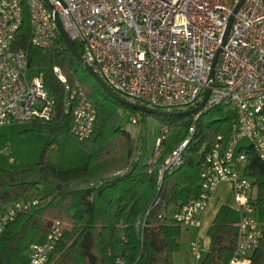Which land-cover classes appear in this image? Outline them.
<instances>
[{
    "label": "built area",
    "instance_id": "1",
    "mask_svg": "<svg viewBox=\"0 0 264 264\" xmlns=\"http://www.w3.org/2000/svg\"><path fill=\"white\" fill-rule=\"evenodd\" d=\"M25 6L34 46L47 50L61 45L58 15L69 37L81 41L84 60L128 100L187 110L197 107L210 87L205 104L190 113L189 133L165 159L159 179L165 170L183 162L202 112L222 105L229 120L200 160L199 183L184 201L165 212L182 225H199L213 192L222 181L229 182L240 213L238 236L230 260L219 264L250 263L263 237L257 186L245 170L250 148L264 164V0H0L3 126L48 121L54 112L55 99L42 72L35 68L37 72L30 75L28 50L14 46ZM54 71L64 86L66 111L72 113L71 133L79 139L91 137L99 120L97 105L78 78L71 81L59 65ZM130 119L139 122L136 115ZM166 140V132L157 137L152 158ZM38 202L35 197L3 207L0 236L19 211ZM143 223L137 221L138 230ZM60 235L55 224L44 241L31 245L29 260L20 264H45ZM203 250L200 237L191 242L190 264L201 262ZM115 264L125 263L118 259Z\"/></svg>",
    "mask_w": 264,
    "mask_h": 264
},
{
    "label": "trees",
    "instance_id": "2",
    "mask_svg": "<svg viewBox=\"0 0 264 264\" xmlns=\"http://www.w3.org/2000/svg\"><path fill=\"white\" fill-rule=\"evenodd\" d=\"M61 45L47 50L31 43L29 9L24 8L14 46L26 48L30 66L42 72L44 82L54 96L51 120H35L29 132L50 136L36 166L0 167V210L17 200L39 198L37 204L18 212L0 236V264H20L31 245L44 241L56 224L61 230L55 248L45 264H175L174 254L181 247L183 225L166 214V210L185 200L200 181V160L204 152L224 130L229 117L222 105L202 112L196 130L183 152V162L165 170L161 166L169 153L189 133L191 114L143 113L155 116L166 132L175 128L172 138L162 142L157 157L139 154L143 147L120 122L119 108H129L107 93L82 67L60 34ZM82 53V43L74 41ZM59 65L73 81L79 77L88 97L99 108L94 135L80 139L89 151L87 162L61 169L47 158L52 138L71 133L72 113L66 111L65 91L54 66ZM82 67L85 73H79ZM93 78L95 85L88 80ZM52 137V138H51ZM6 142L7 137L0 138ZM245 172L257 186L256 203L263 223V237L248 264H264V164L251 150ZM44 186L46 188H44ZM143 219L141 229L137 221ZM240 213L228 204L220 206L208 228L212 246L199 264L227 263L237 244ZM30 257V255H29Z\"/></svg>",
    "mask_w": 264,
    "mask_h": 264
},
{
    "label": "rangeland",
    "instance_id": "3",
    "mask_svg": "<svg viewBox=\"0 0 264 264\" xmlns=\"http://www.w3.org/2000/svg\"><path fill=\"white\" fill-rule=\"evenodd\" d=\"M78 69L81 75L85 73L82 67ZM36 72L37 70L33 68L30 70V75ZM88 83L90 85L96 84L93 78H90ZM119 113L121 115L120 122L122 125L138 139L140 144L143 145L141 150L145 152L146 156L150 157L157 137L163 132H166V128H163L160 121L153 115H148L147 121L143 123L142 120L144 115L140 110L132 111L129 108L125 109L120 107ZM132 115L137 116L139 119L138 123H133L131 121L130 118ZM32 127V121L15 122L7 126L0 125V138L2 136L7 137L6 142H2L0 139V167L23 168L37 165L50 136L40 131L34 133L26 131ZM166 133L167 140L169 141L176 133V129L173 128ZM243 141H245V139ZM52 142L55 146L48 149L47 158L57 163L58 167L61 169L81 165L89 159V151L84 147L80 139L72 133L58 135L52 138ZM11 157H13V161L10 159ZM44 188L46 187L44 186ZM221 192L224 201L231 203L232 197L230 195L229 186L224 187ZM195 233L194 227L183 226V231L180 236L181 247L174 254L175 264H189V259H193L190 251V241L196 237ZM28 257L29 253L23 255V258Z\"/></svg>",
    "mask_w": 264,
    "mask_h": 264
},
{
    "label": "water",
    "instance_id": "4",
    "mask_svg": "<svg viewBox=\"0 0 264 264\" xmlns=\"http://www.w3.org/2000/svg\"><path fill=\"white\" fill-rule=\"evenodd\" d=\"M233 17V16H232ZM232 17L230 19L229 25H228V29L227 32L230 28L231 22H232ZM55 19L57 21L59 30L61 35L63 36L64 41L66 42L67 46L72 50L73 54L75 55V57L77 58V60L80 62V64L82 65V67L84 69H86L88 72H90V74L95 78V80L101 85V87L107 92L109 93L111 96L117 98L118 100H120L121 102H123L124 104L130 106L133 109H137L140 111H145V112H155V113H164V114H186V113H193L197 110H199L206 102L209 94H210V87L207 88L205 96L203 98V100L201 101V103L194 108L191 109H187V110H170V109H162V108H156V107H150L147 106L145 104H141V103H136L133 102L131 100H128L127 98L121 96L120 94H118L115 90H113L111 87H109L106 82L99 76V74L97 72H95L90 66L89 64L84 60L81 52H79L74 44V41L69 37V35L67 34V32L65 31L63 24L59 18L58 15L55 16ZM217 59V57H216ZM215 59V60H216ZM211 77L213 78V72Z\"/></svg>",
    "mask_w": 264,
    "mask_h": 264
},
{
    "label": "crops",
    "instance_id": "5",
    "mask_svg": "<svg viewBox=\"0 0 264 264\" xmlns=\"http://www.w3.org/2000/svg\"><path fill=\"white\" fill-rule=\"evenodd\" d=\"M226 186H229V189H230V195L232 197V202H227V201H224L223 199V194H222V189ZM255 190H257V187L255 188ZM223 204H228L230 205L231 207H234V197H233V190H232V186L229 182L227 181H222L218 187L216 188V190L213 192L211 198H210V201H209V204L206 208V210L203 212L202 214V217H201V223L199 225H189V227H194V230H195V236L193 239H191L190 241V246H191V242L193 240H195L196 238L200 237L202 243H203V246H204V250H203V253L206 255L208 249L212 246V236L209 235L208 233V228L210 226V224L212 223L213 219L215 218V215L217 214L219 208L221 205ZM184 226V225H183ZM29 255H30V252H28ZM28 258H25V260H28ZM193 259H189L188 263L190 264L191 261ZM174 261H175V258H174Z\"/></svg>",
    "mask_w": 264,
    "mask_h": 264
}]
</instances>
